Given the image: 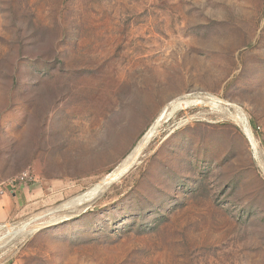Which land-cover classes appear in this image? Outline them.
Returning a JSON list of instances; mask_svg holds the SVG:
<instances>
[{
  "label": "rangeland",
  "instance_id": "374dc122",
  "mask_svg": "<svg viewBox=\"0 0 264 264\" xmlns=\"http://www.w3.org/2000/svg\"><path fill=\"white\" fill-rule=\"evenodd\" d=\"M55 146L103 173L0 223V264H264V0H0V182Z\"/></svg>",
  "mask_w": 264,
  "mask_h": 264
},
{
  "label": "crops",
  "instance_id": "0c3cea01",
  "mask_svg": "<svg viewBox=\"0 0 264 264\" xmlns=\"http://www.w3.org/2000/svg\"><path fill=\"white\" fill-rule=\"evenodd\" d=\"M59 150L55 146L53 155L49 156L48 153L45 162L34 160L30 173L35 174V183L9 189L5 195L0 196V223L16 222L30 210L69 194L81 193L86 183L94 184L102 175L103 171L101 174L94 172L86 175L85 170L80 171L79 167L71 174L67 166H64L63 159L58 157Z\"/></svg>",
  "mask_w": 264,
  "mask_h": 264
},
{
  "label": "bare ground",
  "instance_id": "6f19581e",
  "mask_svg": "<svg viewBox=\"0 0 264 264\" xmlns=\"http://www.w3.org/2000/svg\"><path fill=\"white\" fill-rule=\"evenodd\" d=\"M190 104H191V102H189V101H181V102L174 103L171 106L169 112L166 111V113L164 115H162L161 118H159V120L155 123V125L153 126V128L150 130V132L141 141V143L138 146V148L136 150L135 149L133 150V152L124 160L123 164H121V166L116 171H114L111 175L105 177L99 183V185L95 186V188L93 189L92 192L95 193V194L96 193L103 192L105 188H103L101 185H110L111 182H114V181L118 180L119 178H121L123 175H125L129 171V169L135 164V162L137 161V159L139 158V156L141 155V153L143 152V150L147 147V145L151 141V139L156 135L157 130L159 128V125H160L161 121L164 119V117L167 116V115L170 116L175 111H177L178 109H183L184 107H187ZM237 122L242 126V128L244 129V132H247V133L249 132L248 125H247V122H246V119L244 118V116L242 117V116L238 115ZM253 142H254V140H253ZM85 201H87V200L82 201L81 204L83 202H85ZM83 204H85V203H83ZM39 229L40 228L38 226H36V227L30 229L29 231L24 230L22 235L23 236L32 235L33 233H35Z\"/></svg>",
  "mask_w": 264,
  "mask_h": 264
},
{
  "label": "built area",
  "instance_id": "2783aa9c",
  "mask_svg": "<svg viewBox=\"0 0 264 264\" xmlns=\"http://www.w3.org/2000/svg\"><path fill=\"white\" fill-rule=\"evenodd\" d=\"M35 180V177L28 171H25L23 173H21L20 175H18L17 177H15L12 181H10L8 183V185L4 186L5 183L0 182V196H3L7 193V189L9 187L16 188V186L18 184H22L25 182H32Z\"/></svg>",
  "mask_w": 264,
  "mask_h": 264
}]
</instances>
